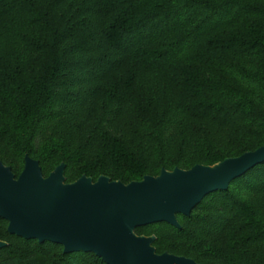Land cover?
Instances as JSON below:
<instances>
[{"label":"trees","instance_id":"trees-1","mask_svg":"<svg viewBox=\"0 0 264 264\" xmlns=\"http://www.w3.org/2000/svg\"><path fill=\"white\" fill-rule=\"evenodd\" d=\"M264 145V0H0V161L65 182L125 184ZM156 253L264 264V161L206 194ZM0 264H106L24 239L0 217Z\"/></svg>","mask_w":264,"mask_h":264},{"label":"water","instance_id":"water-1","mask_svg":"<svg viewBox=\"0 0 264 264\" xmlns=\"http://www.w3.org/2000/svg\"><path fill=\"white\" fill-rule=\"evenodd\" d=\"M264 161V145L213 165L161 169L127 184L101 175L65 182L60 163L47 176L25 155L16 177L0 161V217L7 231L24 239L60 244L64 253L92 252L106 264H198L168 252L156 253L154 236L137 235L138 226L166 222L180 227L208 193L224 190L236 177ZM6 243L0 240V248Z\"/></svg>","mask_w":264,"mask_h":264},{"label":"rangeland","instance_id":"rangeland-1","mask_svg":"<svg viewBox=\"0 0 264 264\" xmlns=\"http://www.w3.org/2000/svg\"><path fill=\"white\" fill-rule=\"evenodd\" d=\"M150 236H154L155 237V235H150ZM164 253V252H163Z\"/></svg>","mask_w":264,"mask_h":264}]
</instances>
